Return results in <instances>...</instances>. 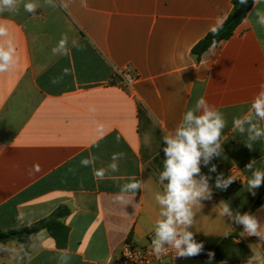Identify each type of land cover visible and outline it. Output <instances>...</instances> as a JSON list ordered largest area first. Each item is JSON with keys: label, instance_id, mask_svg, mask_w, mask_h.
Here are the masks:
<instances>
[{"label": "crops", "instance_id": "obj_1", "mask_svg": "<svg viewBox=\"0 0 264 264\" xmlns=\"http://www.w3.org/2000/svg\"><path fill=\"white\" fill-rule=\"evenodd\" d=\"M27 2L39 5L35 13L25 11ZM54 4L23 0L17 11L0 12L16 47L14 66L0 73V230L30 225L66 206L68 240L59 247L43 230L31 236L27 251L10 240L0 244V264H116L127 240L149 245L162 218L155 195L163 193V134L201 97L226 121L223 150L201 166L212 177V198L202 201L190 230L203 251L179 264H260L259 238L242 236L243 226L215 206L224 201L233 214L250 212L264 222V202L257 205L264 184L252 195L247 183L251 161L264 170V139L249 149L247 133L233 130L264 83V27L256 16L264 13V0L200 58L193 47L228 18L233 0ZM63 36L68 53L53 54ZM114 153L123 154L119 172L97 179L94 170L106 168ZM90 156L94 164L82 166ZM211 164L216 172L209 173ZM220 173L236 181L221 190L215 185ZM132 177L143 183L135 208L122 193Z\"/></svg>", "mask_w": 264, "mask_h": 264}, {"label": "clouds", "instance_id": "obj_2", "mask_svg": "<svg viewBox=\"0 0 264 264\" xmlns=\"http://www.w3.org/2000/svg\"><path fill=\"white\" fill-rule=\"evenodd\" d=\"M23 0H0V12L17 11L19 4ZM254 5L260 0H253ZM46 3L55 6L54 0H46ZM240 4H246L247 0H239ZM39 5L34 2L24 3L25 11L35 13ZM257 23L264 27V13L256 11ZM217 29L213 28L215 33ZM9 37L8 28L0 25V73L8 72L15 64L16 47ZM68 38L63 36L58 45L53 48V54L66 55L69 51L67 47ZM76 42L73 41L75 46ZM67 72V69L65 70ZM250 114L242 118L233 120V130L241 134L247 133L248 142L246 147L252 149L253 142L264 139V127L259 121H264V83H261L260 90L251 102ZM226 121L223 114L210 106L206 99L199 98L194 107L187 110L181 122L172 130L163 134V170L159 174V182L163 185V193H157L155 200L160 207V219H157L154 228V238L152 239L151 251L156 255L173 252L175 257L189 258L199 255L203 251V243L197 242L195 233L190 229L195 222L196 211L204 207L202 201L211 200L212 188L209 185L211 175L201 173V166L208 167L215 157L221 156L223 129ZM123 158L122 153H114L111 163L106 168L94 170L97 179H103L108 172H119L118 161ZM95 157L90 156L81 160L82 166L94 164ZM255 161L247 165V169L252 172L248 179L249 192L255 195V190L264 184V170L253 169ZM38 170V165L36 166ZM216 172V165L211 164L209 173ZM223 173L216 177L215 185L224 190L236 181L234 175L227 179L223 178ZM164 181H167L165 184ZM143 188V183L135 177L130 178V182L122 187V193L129 198L125 203L131 204L134 208L135 195ZM123 199V197H122ZM219 215L228 217L237 225L243 226L240 233L244 237H258L256 244L264 248V222L250 212L241 214L233 211L229 205L221 201L216 205ZM227 236L228 233H225ZM252 247V245H249ZM255 251V250H254ZM260 256L257 251L256 259ZM209 261L214 258V253H208ZM61 259L66 260V253L61 254ZM249 264H253L249 260ZM264 264V259L260 260Z\"/></svg>", "mask_w": 264, "mask_h": 264}, {"label": "trees", "instance_id": "obj_3", "mask_svg": "<svg viewBox=\"0 0 264 264\" xmlns=\"http://www.w3.org/2000/svg\"><path fill=\"white\" fill-rule=\"evenodd\" d=\"M253 0H247L246 4H240L239 0H233V10L228 18L217 28L214 33L210 31L200 42L192 49V53L200 58L210 48L218 46L222 41L229 39L235 32L236 28L244 21L253 7ZM264 202V192L258 199L257 205ZM70 214L66 206H60L50 216L34 222L27 226H22L7 231L0 230V244L10 240L22 243L24 251H27V244L31 236L46 230L55 240L59 247H65L69 228L62 222V219Z\"/></svg>", "mask_w": 264, "mask_h": 264}, {"label": "built area", "instance_id": "obj_4", "mask_svg": "<svg viewBox=\"0 0 264 264\" xmlns=\"http://www.w3.org/2000/svg\"><path fill=\"white\" fill-rule=\"evenodd\" d=\"M132 82L133 79L131 77L126 78L128 86H130ZM151 248L152 243L147 246H136L131 241L127 240L122 246L116 264H179V262L193 258H176L173 252L156 255L151 251Z\"/></svg>", "mask_w": 264, "mask_h": 264}, {"label": "rangeland", "instance_id": "obj_5", "mask_svg": "<svg viewBox=\"0 0 264 264\" xmlns=\"http://www.w3.org/2000/svg\"><path fill=\"white\" fill-rule=\"evenodd\" d=\"M180 263V262H179Z\"/></svg>", "mask_w": 264, "mask_h": 264}]
</instances>
